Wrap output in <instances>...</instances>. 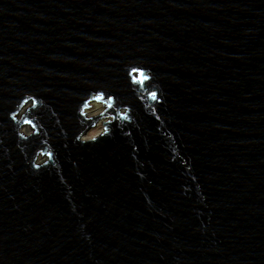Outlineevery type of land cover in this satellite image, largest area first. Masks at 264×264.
<instances>
[{"label":"water","instance_id":"95a60500","mask_svg":"<svg viewBox=\"0 0 264 264\" xmlns=\"http://www.w3.org/2000/svg\"><path fill=\"white\" fill-rule=\"evenodd\" d=\"M0 264H264V0H0Z\"/></svg>","mask_w":264,"mask_h":264},{"label":"rangeland","instance_id":"374dc122","mask_svg":"<svg viewBox=\"0 0 264 264\" xmlns=\"http://www.w3.org/2000/svg\"><path fill=\"white\" fill-rule=\"evenodd\" d=\"M104 105L98 104V103H91L90 108L86 111V114L88 117L98 116L103 111ZM102 121H99L95 128L90 129L83 137L82 140H90L91 138H94L98 136L102 132ZM30 127H23L21 129V132H23L25 135L30 133Z\"/></svg>","mask_w":264,"mask_h":264}]
</instances>
